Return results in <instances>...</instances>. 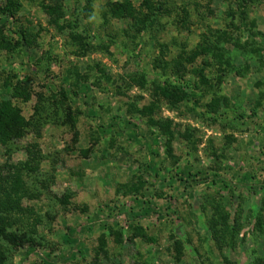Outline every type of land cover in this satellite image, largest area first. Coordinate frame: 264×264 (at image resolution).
Segmentation results:
<instances>
[{
    "label": "rangeland",
    "instance_id": "374dc122",
    "mask_svg": "<svg viewBox=\"0 0 264 264\" xmlns=\"http://www.w3.org/2000/svg\"><path fill=\"white\" fill-rule=\"evenodd\" d=\"M0 112V264H264V0H0Z\"/></svg>",
    "mask_w": 264,
    "mask_h": 264
},
{
    "label": "trees",
    "instance_id": "16d2710c",
    "mask_svg": "<svg viewBox=\"0 0 264 264\" xmlns=\"http://www.w3.org/2000/svg\"><path fill=\"white\" fill-rule=\"evenodd\" d=\"M156 89L161 96H163L166 99H170V100L183 101L188 96V92H186V88L184 87V84H175L169 81H164L163 84L158 85ZM1 104L3 105V107L7 108L6 106L7 103H1ZM188 110L193 113L198 114L196 109L192 106L188 107ZM7 238H9L10 241L15 240L14 239L15 237L13 236H8Z\"/></svg>",
    "mask_w": 264,
    "mask_h": 264
}]
</instances>
